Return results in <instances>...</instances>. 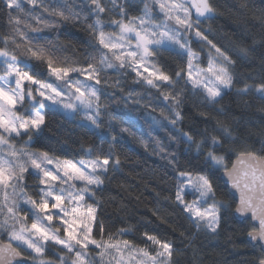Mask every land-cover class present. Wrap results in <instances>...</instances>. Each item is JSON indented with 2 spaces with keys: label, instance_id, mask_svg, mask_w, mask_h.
I'll return each mask as SVG.
<instances>
[{
  "label": "snow or ice",
  "instance_id": "1",
  "mask_svg": "<svg viewBox=\"0 0 264 264\" xmlns=\"http://www.w3.org/2000/svg\"><path fill=\"white\" fill-rule=\"evenodd\" d=\"M25 2L33 9L39 6L48 15L47 18L33 16L31 12H25L21 0H4L12 33L11 37H0V44H3L0 47V230L7 229L10 243L0 245V264H176L173 258L178 249L172 242L155 235L144 233L145 239L153 246L154 254L147 248L118 238L127 234L129 229L109 233L105 239L103 221L97 218L99 201L94 205L88 200L96 198L97 190L102 189L110 162L113 167L119 166V156L109 151L108 155H97L95 159L61 160L48 151H30L27 145L33 142L34 137H41L48 126L46 105L49 110L62 108L70 113L79 108L85 112L88 121L99 127L100 89L95 85L101 82L100 74L108 70L119 72L124 67L132 68L138 77L155 88L165 83L171 87L184 79L194 90L202 91L210 103H219L233 88L236 61L199 30L200 19L213 17L215 8L210 0H145L142 14L132 17L128 16L124 3L107 0L112 5L109 11H115L120 18L110 17L104 21L101 16L106 9L101 0H86L94 16L87 28L92 36L90 46L96 54L88 53L81 63L58 56L61 51H67L70 44L58 43L48 48L33 45L25 31L31 29L32 38L40 40L43 38L41 28H32V23L50 27L53 26L51 21L57 18L78 22L87 17H82L64 0H61V7L51 9L43 2L38 4V0ZM126 3L132 6V0H126ZM150 5H155L157 14L163 16L159 23L153 19ZM13 12L16 14L13 15ZM193 14L195 20L192 19ZM106 28L118 31H105ZM189 32H194L198 41L209 49L206 69L194 63L200 57L186 38L185 34ZM17 39L26 44L22 50ZM10 43L15 48H9ZM164 51L186 57V66L169 75L158 66ZM241 52L246 54L247 50L242 49ZM33 60L43 64L44 71L35 74L25 71L24 68L32 67ZM149 69L152 71L149 72ZM72 74L85 78L74 79ZM45 75L47 78H39ZM52 77L63 83L49 82ZM261 79H264V70ZM92 81L95 85L90 83ZM253 89L264 98V82L257 85L246 83L236 91L247 94ZM169 95L164 98L167 100ZM171 100L175 105V119L171 121L174 125L183 119L178 110L183 103L181 93L171 95ZM217 126L220 136L211 135L199 142L190 133L182 135L189 145L195 144L198 155L204 154L202 149L208 142L213 148L230 151L224 148V143L236 137L229 127L220 122ZM21 137L26 139L18 147L14 141ZM92 153V148L85 150L86 155ZM240 156L250 161L249 171L244 174L249 180L244 185L249 195L241 196L236 213L243 215L251 212L255 217L257 209H260L259 228L249 236L252 241L258 240L264 248V156L255 152L241 153ZM205 157L206 163L212 166L207 171H182L177 174L175 203L197 230L203 227L210 233H216L221 224V208L226 205L216 198L213 170L223 169V175L233 187L239 188L240 185L228 169L224 155L209 150ZM26 175L37 178L35 197L26 190ZM185 193L195 198L186 201ZM21 206L32 214L30 225L27 215L20 214ZM94 229L99 238L93 235ZM12 244L30 250L33 258L21 257ZM47 246L58 249L54 253L56 259L37 261L36 257L45 255ZM90 247L96 250L94 256L88 251ZM256 264H264V256Z\"/></svg>",
  "mask_w": 264,
  "mask_h": 264
},
{
  "label": "trees",
  "instance_id": "2",
  "mask_svg": "<svg viewBox=\"0 0 264 264\" xmlns=\"http://www.w3.org/2000/svg\"><path fill=\"white\" fill-rule=\"evenodd\" d=\"M40 2L49 9L61 7V0H38V4ZM64 2L87 19L77 22L57 18L51 21L53 26L50 27L29 21L32 28H41L43 38L33 39L31 29L25 31V35L33 45L45 48L58 43L70 44L71 47L58 53V56L83 63L88 53L96 54L90 46L92 36L87 28L94 19L91 6L86 0ZM117 2L124 3L128 16L135 17L142 14L145 0H132L131 7L126 0ZM210 2L215 8V15L200 19L199 30L236 61L233 88L227 91L219 103H210L202 91L194 90L184 79L171 87L165 83L155 88L147 86L143 79L126 67L119 72L108 70L100 74L101 82L96 85L100 89L98 129L79 117L68 116L58 109L49 110L45 106L48 126L41 137H34L30 148L48 151L57 158L73 161L95 159L97 155H108L109 151L119 156V166L113 167L110 162L102 189L97 190L96 198L88 200L89 204L94 205L99 201L97 218L103 221L105 239L109 233L129 229L127 234L118 238L147 248L153 254V246L145 239L144 233L172 242L178 249L173 258L176 264H256L264 254L246 239L247 234L254 229L250 221L239 222L233 216L236 202L220 179L223 169L213 170L216 198L226 205L221 208V224L216 233H210L203 227L197 230L175 203L177 174L211 168V164L206 163L207 151L224 155L228 168L241 153L255 152L258 156H264V111H261L264 109V98L255 89L247 94L236 91L246 83L257 85L264 82L261 79L264 70V0ZM21 3L26 13L47 18L48 14L39 6L33 9L25 0H21ZM101 3L106 9L101 19L108 21L110 17L120 18L115 11H109L112 5L107 0H101ZM150 6L158 17L156 6ZM105 31L116 32L117 29L106 28ZM11 33L8 10L4 0H0V37H11ZM187 34L192 50L200 57L194 63L206 67L208 47L194 37V32ZM16 42L20 44L21 50L26 46L20 39ZM9 48H15V45L10 43ZM242 49L247 50L246 54L241 52ZM161 56L158 66L169 75L186 66V57L168 51L162 52ZM31 65V68H24L23 64L20 66L32 74L45 69L43 64L35 60L31 61ZM49 82L60 84L54 77ZM177 92L181 93L183 100L178 109L183 119L173 125L171 121L175 119V105L171 95ZM166 94H171L167 100L164 98ZM217 122L229 127L236 137L224 143V148L230 151L213 148L208 142L203 146L204 154L198 155L195 144L189 145L182 133H190L197 142L211 135L220 136ZM24 139L26 137H21L14 143L18 144L19 140ZM88 148L93 149L91 155L85 154ZM27 182L26 187L29 188L31 176ZM192 198V195L185 194L186 201L190 202ZM93 235L99 238L95 229ZM0 238L9 241L5 233L0 232ZM15 246L23 255L31 258L29 252ZM52 251V248H47V254Z\"/></svg>",
  "mask_w": 264,
  "mask_h": 264
},
{
  "label": "water",
  "instance_id": "3",
  "mask_svg": "<svg viewBox=\"0 0 264 264\" xmlns=\"http://www.w3.org/2000/svg\"><path fill=\"white\" fill-rule=\"evenodd\" d=\"M249 163H250V161H248V160L242 158L240 155H238L233 160L232 165L228 168L230 171L233 172V176L237 179V181H238V183L240 185L239 188H236V187L232 186V184L228 180V178L225 175H223V171H221V173H220V179L224 183L226 188L228 189L229 194L233 197V199L236 202V206H235V208L233 210L234 218L237 221H239V222H244L246 220H249L251 225L253 226V228L258 230V228H259L258 217L260 216V209L259 208L257 209L255 217L252 215L251 212L245 213L243 215H240V214L236 213V208H237V206L240 203L241 196L242 195H244V196L249 195L248 189H246L244 187L245 183L249 182L248 177H246L244 175L246 172L249 171V168H248ZM253 230H251L249 233H251ZM249 233L247 234V237H246L247 241L254 247L258 246L259 249L264 254V248H261L260 242L258 240L257 241H252L250 236H249ZM9 243H10L9 241H4L3 239L0 238V245H7ZM12 247L16 248V250L20 253L21 257L31 259L28 256L23 255L21 253V251L19 250V248H17L14 244H12Z\"/></svg>",
  "mask_w": 264,
  "mask_h": 264
},
{
  "label": "rangeland",
  "instance_id": "4",
  "mask_svg": "<svg viewBox=\"0 0 264 264\" xmlns=\"http://www.w3.org/2000/svg\"><path fill=\"white\" fill-rule=\"evenodd\" d=\"M154 6H155V5H154ZM156 10H157V8H156ZM157 11H158V10H157ZM192 17H195V14H193ZM195 18H196V17H195ZM153 19L155 20V22L159 23L160 20L163 19V16H162V15H158V17H156V16H155V13L153 12ZM201 19H203V18H201ZM117 31H118V30H117ZM185 35H186V38L188 39V36H187L188 34L186 33ZM194 37H195V35H194ZM195 38H196V37H195ZM196 39H198V38H196ZM194 62H196V61H194ZM217 63H218V61H217ZM145 67H147V64H145ZM207 67H208V65H207L206 67H201V66H199V68H201V69H206ZM126 68H128V67H126ZM128 69L131 70L132 72H134V73L137 75V73H136L135 70H133L132 68H128ZM141 71H143V69H141ZM148 71L150 72V71H152V69H149ZM0 74H2V73H0ZM145 74H147V73H145ZM73 78H74V79H84L85 77H83V76H80V77H79V76H78V77H73ZM140 78H141V77H140ZM141 79H142V78H141ZM58 82H59V83H63L62 81H58ZM90 83H92L93 85H95V82H94V81H92V82H90ZM145 83H146V82H145ZM146 85H147V86H150V85H148L147 83H146ZM95 86H96V85H95ZM96 87H97V86H96ZM150 87H152V86H150ZM46 106H47V105H46ZM56 109L62 111L63 113L67 114L68 116H71V117H79V119H80L81 121L87 123L88 125L92 126L93 128L98 129L97 126L93 125L90 121H88V120L85 118V116H86L85 112H84V111H81L79 108H78L74 113H70V112H68V111H66V110H63L62 108H56ZM78 114H79V115H78ZM93 114H94V113H93ZM17 143H18V144H16V145L19 147V146L22 145L23 140H19ZM27 147L29 148L30 151H37V150L31 149V148H30V145H27ZM59 159H61V158H59ZM83 159H84V158H83ZM61 160H64V159H61ZM86 160H87V159H86ZM50 167H54V165H51ZM29 172H31V169H29ZM30 176H31L30 187H29V188L26 187V190H27L30 194H32V195L35 197V195H36V188H35V186H36V184L38 183L37 178H36L35 176H32V175H26V176H25V185H26V182H27V178L30 177ZM27 183H28V182H27ZM77 186L79 187L80 185L78 184ZM185 194H187V193H185ZM192 197H193V196H192ZM184 198H185V197H184ZM194 198H195V197H193L192 200H193ZM192 200H191V201H192ZM82 210H83V209H82ZM20 214H21V215H25V214L27 215V222H28V224L30 225L31 222H32V220H33L32 214H31L30 212H27L26 209L23 208V206H21ZM56 226L58 227V225H56ZM0 232L5 233V234L7 235V237H8L7 229L0 230ZM61 232H63V229H61ZM8 239H9V238H8ZM9 242H10V241H9ZM14 245H16V244H14ZM21 248H23L24 250H26L24 247H21ZM47 248H51V247H50V246H47V247L45 248V255H44L43 257H36L37 261H38L39 259H56V256L54 255V253H56V252L58 251V249L52 248V249H53L52 253L47 254ZM92 249H94V248L90 247L88 251L94 256L96 252H94ZM94 250H95V249H94ZM26 251L29 252V254H30V256H31V259H32V258H33V253H32L30 250H26ZM61 254H62V253H61Z\"/></svg>",
  "mask_w": 264,
  "mask_h": 264
}]
</instances>
